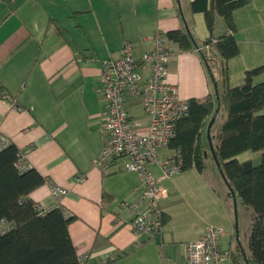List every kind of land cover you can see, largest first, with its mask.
<instances>
[{"label":"crops","instance_id":"crops-1","mask_svg":"<svg viewBox=\"0 0 264 264\" xmlns=\"http://www.w3.org/2000/svg\"><path fill=\"white\" fill-rule=\"evenodd\" d=\"M192 1L0 0V83L13 96V101L0 98V134L22 150L26 167L45 178L30 197L46 209L62 203L75 215L69 232L85 264H185L186 243L210 225L223 229L222 245L232 248L234 200L211 154L207 133L203 171L193 167L166 176L159 167L152 169L165 190L160 206L168 217L161 233L152 237L137 239L131 226L147 202L141 175L126 167L128 158L119 157L107 168L94 162L104 143L107 117L102 61L118 57L125 40L133 43L138 56L152 49L157 31L167 34L189 27L203 44L211 33L204 11H193ZM233 19L239 53L228 60V83L242 84L246 71L260 66L263 71L254 81H264V0H250L234 11ZM228 30L224 17L217 15L213 36ZM169 42L176 53L168 63V80L179 95L190 100L215 93L201 53ZM217 58L213 74L223 89ZM141 72L146 77L148 68ZM139 103L127 96L134 124L145 129L149 116L144 112L146 116L137 119L133 112ZM225 116L220 106L211 129L214 147ZM175 152L161 149L163 155ZM261 155L248 150L237 158L259 164ZM55 186L66 193L56 196ZM237 210L249 216L247 247L237 237L233 247H239V241L249 256L251 211L238 197ZM238 258L245 264V258Z\"/></svg>","mask_w":264,"mask_h":264},{"label":"trees","instance_id":"trees-1","mask_svg":"<svg viewBox=\"0 0 264 264\" xmlns=\"http://www.w3.org/2000/svg\"><path fill=\"white\" fill-rule=\"evenodd\" d=\"M250 0H193V11L205 13L211 36L203 43L210 44L214 57L219 59L224 88L214 77L213 59L200 52L215 93L201 99L189 100L188 113L176 123L175 133L168 147L179 151L182 170L197 168L203 171L208 152L205 148L206 128L218 105L226 116L216 131L214 147L221 168L241 203L251 211V228L247 256L249 264H264V81L255 83L254 77L263 67L247 70L242 84L228 83V60L239 53L233 13ZM217 15L224 17L228 32L213 36ZM167 32L170 40L185 51L197 49L189 27ZM261 151V162L241 161L237 155L244 151ZM22 150L13 142L0 148V264H85L69 232L75 215L56 202L43 208L30 197L33 189L45 178L33 167L17 165ZM168 217L163 215V223ZM235 257V260H238ZM245 264H247L245 262Z\"/></svg>","mask_w":264,"mask_h":264},{"label":"built area","instance_id":"built-area-1","mask_svg":"<svg viewBox=\"0 0 264 264\" xmlns=\"http://www.w3.org/2000/svg\"><path fill=\"white\" fill-rule=\"evenodd\" d=\"M164 32L153 36V47L139 56L133 43L125 40L118 57L102 61V94L107 102V117L103 126L104 143L95 164L107 168L119 157H127V169L138 172L144 183L145 210H137L131 221L137 239L155 236L163 227V211L160 200L165 190L152 171L159 167L166 176L179 173L182 157L179 151L163 155L175 133L176 123L188 113L189 100L179 95L178 88L168 80V63L176 53ZM197 50L215 60L210 44H201ZM148 68L145 77L141 68ZM138 98L149 116L145 129L136 127L127 107V96ZM0 98L13 101V96L0 83ZM8 139L0 134V148ZM24 154L17 165L24 168ZM53 193L61 196L66 189L55 186ZM41 207V206H40ZM132 208H137L135 204ZM223 229L214 225L206 228L197 239L186 243L185 264H241L235 260V250L222 245ZM243 261V260H242Z\"/></svg>","mask_w":264,"mask_h":264},{"label":"water","instance_id":"water-1","mask_svg":"<svg viewBox=\"0 0 264 264\" xmlns=\"http://www.w3.org/2000/svg\"><path fill=\"white\" fill-rule=\"evenodd\" d=\"M219 109H220V105L217 106V108L215 109L214 113L212 114V117H211V119H210V121H209V123L207 125V128H206V133H207V138H208V143H209V146H210L211 154H212V156H213V158H214V160H215V162H216V164H217V166L219 168V171H220V174L223 177V180L225 181V183L229 187V190H230V192H231V194L233 196L234 208H235V219H236V222H235L236 223V237H237V240H239V225H238V210H237V196H236V192L231 188L227 178L225 177V174H224V172H223V170L221 168L220 162H219V160L217 158V155L215 153L214 146H213V143H212V137H211V129H212V127H213V125H214V123L216 121V117H217V115L219 113ZM238 243L240 245L239 248L241 249V252H242V254H243L244 258H245V262L247 264H249L247 262V254H246L244 248L241 246V243L239 241H238Z\"/></svg>","mask_w":264,"mask_h":264},{"label":"rangeland","instance_id":"rangeland-1","mask_svg":"<svg viewBox=\"0 0 264 264\" xmlns=\"http://www.w3.org/2000/svg\"><path fill=\"white\" fill-rule=\"evenodd\" d=\"M133 112H134V115L137 116V119L139 117V114L141 117L146 116L140 103L135 106V108L133 109ZM141 114H143V116ZM248 224H249L248 214H245L244 212H242V210L241 211L239 210V212H238L239 238H240L242 245L244 247H247L246 233H248L247 232L248 231L247 230ZM235 244H236V232L234 231L232 233V244H231V246L235 250V257H239V255H240V256H242V258H244L243 254L241 252V249L239 247H237L236 249H235V247H233V246H235ZM224 246H228V245H224ZM239 260H241V259H238L236 261L239 262ZM225 264H228V262H225Z\"/></svg>","mask_w":264,"mask_h":264}]
</instances>
